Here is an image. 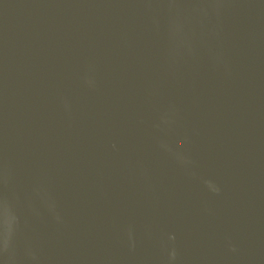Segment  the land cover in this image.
Listing matches in <instances>:
<instances>
[{
    "label": "water",
    "instance_id": "1",
    "mask_svg": "<svg viewBox=\"0 0 264 264\" xmlns=\"http://www.w3.org/2000/svg\"><path fill=\"white\" fill-rule=\"evenodd\" d=\"M0 264H264V0H0Z\"/></svg>",
    "mask_w": 264,
    "mask_h": 264
}]
</instances>
